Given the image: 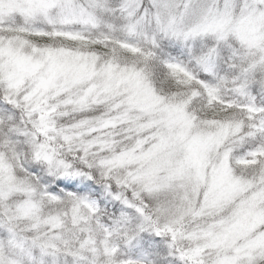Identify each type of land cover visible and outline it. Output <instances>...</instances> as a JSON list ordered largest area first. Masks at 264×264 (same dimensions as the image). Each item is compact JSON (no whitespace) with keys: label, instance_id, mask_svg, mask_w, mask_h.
<instances>
[{"label":"snow or ice","instance_id":"6c2138e0","mask_svg":"<svg viewBox=\"0 0 264 264\" xmlns=\"http://www.w3.org/2000/svg\"><path fill=\"white\" fill-rule=\"evenodd\" d=\"M0 264H264V0H0Z\"/></svg>","mask_w":264,"mask_h":264}]
</instances>
